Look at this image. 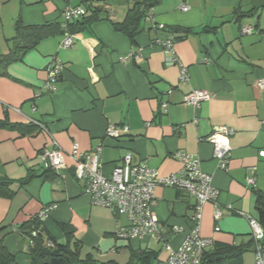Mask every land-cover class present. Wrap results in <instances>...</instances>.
<instances>
[{
    "label": "crops",
    "instance_id": "obj_1",
    "mask_svg": "<svg viewBox=\"0 0 264 264\" xmlns=\"http://www.w3.org/2000/svg\"><path fill=\"white\" fill-rule=\"evenodd\" d=\"M144 1L0 0V58L16 49L17 21L26 26L63 27L67 7L85 8L90 3L102 9V15L121 22L132 5ZM153 13L165 30H152L146 23L133 45L111 22L99 21L75 34L69 48L61 47L65 37L61 33L23 55L19 51L21 60L0 64V120L23 126L22 130L0 128V175L10 180L9 190L15 193L12 198L0 197V228H6L0 236L16 258L13 264L30 260V241L19 227L49 206L55 207L43 222L46 230L64 243L61 225L71 226L83 255L120 264L126 258L127 264L133 252L146 250L159 254L157 263L167 259L164 245L150 238H116L118 218L93 205L83 182L74 175L69 154L75 144L86 154L102 145L105 176L128 153L137 162L147 161L162 176L181 170L177 152L197 157L203 172L212 176L224 210L223 217L215 220V206H206L202 236L213 243L237 246L252 241L250 225L241 214L256 218V194H264V90L257 87L264 80V0H161ZM177 27L192 31L187 36L176 34L183 36L176 42V54L188 68L187 83L179 79L180 68L167 65L166 53L155 45ZM244 29L252 32L243 33ZM138 54L141 60L132 58ZM54 61L65 69L55 89L47 92V69ZM195 90L211 97L199 109L184 104V98ZM111 125L128 127L129 132L119 139L107 138ZM219 127L235 131L226 171L218 169L214 147L207 141ZM54 142L65 153V167L53 171L45 168L39 154L52 149ZM251 169L255 170L253 188L246 184ZM29 173L35 177L22 186L20 181ZM194 202L178 190L156 189L153 213L173 250L192 228ZM176 228L182 231L174 232ZM249 253L253 251L244 254L243 264H254V255L253 260L246 256Z\"/></svg>",
    "mask_w": 264,
    "mask_h": 264
},
{
    "label": "built area",
    "instance_id": "obj_2",
    "mask_svg": "<svg viewBox=\"0 0 264 264\" xmlns=\"http://www.w3.org/2000/svg\"><path fill=\"white\" fill-rule=\"evenodd\" d=\"M1 8V5H0ZM184 11L187 6H182ZM85 8L67 7L63 16L66 24H70L86 16ZM146 22L152 25L155 31L165 30V26L157 24L153 11L147 13ZM244 29L243 33H251ZM75 35L66 34L61 47L69 48L74 44ZM176 36L168 34L166 39H157L155 45L166 53L167 65H176L180 68V81L187 83L190 79L187 66L183 65L176 54ZM135 60H141V54L133 55ZM122 62H128L122 58ZM206 61V60H204ZM65 66L60 61H54L47 69V80L44 88L47 92L55 89L56 83L61 78ZM260 90H264V80L257 83ZM210 95L202 90H195L184 98V104L199 109L203 102L209 101ZM166 111L167 103L162 105ZM43 132L49 134L48 129L36 123ZM129 132L128 127L118 128L109 126L106 137L119 139ZM235 131L227 127L215 128L214 132L207 138L214 147V159L217 161L219 170L226 171L232 158L231 138ZM102 145L96 147L91 153H81L79 146L75 144L69 156L74 162V174L78 181H82L86 194L95 206L108 209L118 218L119 225L116 230V238L119 240H142L150 238L155 242L163 243L168 252L166 260L158 264H201L204 252L212 241L202 236V224L204 211L208 204L215 206L214 218L220 220L224 210L218 203L219 191L213 185L211 175L203 172L201 161L195 156L184 152H177L175 157L182 164L179 172L162 176L157 170L150 167L147 161H135L131 154H127L122 161L116 165L110 174L102 173L101 155ZM264 158V152L261 153ZM39 159L47 170H60L65 167V153L61 147L54 142L52 149H44L39 154ZM254 169L247 178V186L255 187ZM166 187L186 193L195 202L191 207L190 221L192 228L186 233L185 239L177 250H173L167 243L165 230L160 224L158 217L153 213L156 204V189ZM55 206L44 208L37 219L44 222ZM249 223L251 235L254 241V264H264V228L259 221L250 214L242 213ZM220 228H216L219 231ZM175 229L174 232H181ZM37 232H33L36 235Z\"/></svg>",
    "mask_w": 264,
    "mask_h": 264
},
{
    "label": "trees",
    "instance_id": "obj_3",
    "mask_svg": "<svg viewBox=\"0 0 264 264\" xmlns=\"http://www.w3.org/2000/svg\"><path fill=\"white\" fill-rule=\"evenodd\" d=\"M160 2L161 0H145L142 4L132 5L125 19L121 22L114 21L106 14L102 15L104 11L97 7V5L90 3L84 6L87 11L86 16L81 18V20L78 19L70 24H65L63 27L61 24L26 26L22 21H17L15 38L16 49H14L10 55L0 58V64H8L11 61L21 60L22 56H18L19 51L22 52L21 55H23L26 51L33 49L44 39L60 35L61 33L63 35H75L86 27L99 21L111 22L115 31L125 36L133 45L135 44L136 38L143 32V25L148 23L146 22L147 13L153 11L154 7ZM150 27V29L153 30L152 25H150ZM169 32L173 33L175 36L180 33L184 36L192 33L190 29L181 27L172 28ZM182 37L183 36H176V41L181 40ZM0 128H19L22 130L23 126L12 125L7 120H0ZM34 177L35 175L33 173H29L25 179L20 181V184L25 186ZM10 185V180L0 175V197L12 198L15 195L14 192L9 190ZM256 197V219L264 228V194L257 193ZM5 229L6 228H0V234L4 232ZM61 229L66 238L64 243L57 241V239L46 230L43 222L37 219V215L19 227L18 231L21 235L30 241V260L28 264H120L114 260H97L92 254L83 255L82 245L75 239L74 229L69 225H61ZM33 232H37V234L33 235ZM3 239L4 237L0 236V264H13L16 258L6 248ZM250 251L254 252L253 239L247 245L243 246L212 242L204 252L201 264H243L244 254ZM158 256L159 254L155 251L138 250L131 254L127 264H158L160 263H157Z\"/></svg>",
    "mask_w": 264,
    "mask_h": 264
},
{
    "label": "rangeland",
    "instance_id": "obj_4",
    "mask_svg": "<svg viewBox=\"0 0 264 264\" xmlns=\"http://www.w3.org/2000/svg\"><path fill=\"white\" fill-rule=\"evenodd\" d=\"M246 256H251V258H252V260H253V254L252 253H249L248 255H246ZM121 263H125L124 261H126V258H123V259H121Z\"/></svg>",
    "mask_w": 264,
    "mask_h": 264
}]
</instances>
